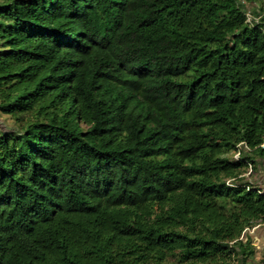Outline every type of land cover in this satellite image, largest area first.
<instances>
[{"label": "trees", "instance_id": "1", "mask_svg": "<svg viewBox=\"0 0 264 264\" xmlns=\"http://www.w3.org/2000/svg\"><path fill=\"white\" fill-rule=\"evenodd\" d=\"M0 114V264L254 256L264 0H0Z\"/></svg>", "mask_w": 264, "mask_h": 264}, {"label": "rangeland", "instance_id": "2", "mask_svg": "<svg viewBox=\"0 0 264 264\" xmlns=\"http://www.w3.org/2000/svg\"><path fill=\"white\" fill-rule=\"evenodd\" d=\"M261 3V1H260ZM14 125V121L13 119L8 116V115H4V114H0V126L4 127V126H13ZM248 167H246V169L244 170L245 173H247ZM244 176H246L252 183H257L259 181H262V183L260 184H264V160L259 162V160H256V163L253 164V166H251V173L250 174H245ZM264 226L260 225V226H254L253 228L248 230V233L253 236V240L252 243L255 246V253H254V257L252 256V258H250V260L248 261V264H262L261 257H264V249L259 250V246L260 243L262 242L263 238V233H264ZM252 238V237H251ZM252 259V260H251Z\"/></svg>", "mask_w": 264, "mask_h": 264}, {"label": "built area", "instance_id": "3", "mask_svg": "<svg viewBox=\"0 0 264 264\" xmlns=\"http://www.w3.org/2000/svg\"><path fill=\"white\" fill-rule=\"evenodd\" d=\"M242 4H245V10H246V14H247V21H252V18L255 17V19L257 20L259 18V16H254L252 15L253 9L251 5H248L247 3H245V1H241ZM254 149H264V132L261 136V140L259 142V144L254 148ZM253 148L248 147L244 142H241L239 144L236 145V148L232 151L231 153V157L233 160H240L242 157L243 152L249 153L251 151L254 150ZM247 162V173L246 174H250L251 173V162L245 160ZM230 180L227 181V183ZM230 184V183H228ZM248 189V187H247ZM262 192V191H261Z\"/></svg>", "mask_w": 264, "mask_h": 264}, {"label": "crops", "instance_id": "4", "mask_svg": "<svg viewBox=\"0 0 264 264\" xmlns=\"http://www.w3.org/2000/svg\"><path fill=\"white\" fill-rule=\"evenodd\" d=\"M248 179V178H247ZM260 183H262V181H259V182H257L256 183V185H259L262 189H264V184H260ZM262 226H264V224L262 225ZM263 229H264V227H263ZM252 238V240L254 239L253 238V236H251ZM263 238H264V233H263ZM254 245V244H253ZM262 249H264V239L262 240V242L260 243V246H259V249H258V251L259 250H262ZM254 257V256H253ZM261 259H262V257H261ZM250 260V259H249ZM252 260V259H251Z\"/></svg>", "mask_w": 264, "mask_h": 264}]
</instances>
